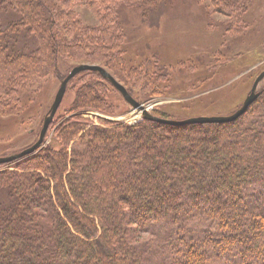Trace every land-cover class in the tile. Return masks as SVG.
<instances>
[{
    "label": "trees",
    "instance_id": "trees-1",
    "mask_svg": "<svg viewBox=\"0 0 264 264\" xmlns=\"http://www.w3.org/2000/svg\"><path fill=\"white\" fill-rule=\"evenodd\" d=\"M142 1L132 8L143 5L146 17L170 0ZM208 1L237 24L246 13L247 0ZM60 5L64 9L44 0H0V113L10 114L27 90L56 75L62 59L104 63L121 72L127 31L119 11L106 9L101 25L85 29L74 13L81 0H60ZM164 69L145 66L148 84L167 80ZM77 76L91 80L75 100L80 112L58 131L60 150L47 146L11 164L13 170L0 168V264H128L126 249L136 254L138 235L150 231L153 222L171 229L163 241L175 232L181 241L187 233L185 263L175 256L171 264H264V85L231 123L172 127L143 120L92 126L85 112L114 116L103 94L119 92L98 73ZM76 139L83 144L76 141L80 148L69 156ZM162 247L172 257L169 247ZM201 247L206 256L199 260L195 253Z\"/></svg>",
    "mask_w": 264,
    "mask_h": 264
},
{
    "label": "rangeland",
    "instance_id": "rangeland-1",
    "mask_svg": "<svg viewBox=\"0 0 264 264\" xmlns=\"http://www.w3.org/2000/svg\"><path fill=\"white\" fill-rule=\"evenodd\" d=\"M44 1L61 8L60 0ZM202 1L204 6L201 8L196 0H170L145 17L142 14L143 5L132 8L133 5L143 3L142 0L129 3L125 0H81V5L75 8L74 13L85 29L101 25L106 9L119 11V23L127 31L125 44L121 45L124 48L123 55H120L121 72L119 75L115 74L104 63L62 59L56 75L40 79L35 87L27 90L21 105L19 102L14 110L7 108L10 114L0 113V158L18 155L38 142L43 122L49 114L61 80L72 68L81 65L104 67L112 75H117L119 83L124 88L127 87L133 93L132 98L149 113L153 115L156 110L172 121L227 118L239 111L250 96L255 80L264 72V0H247L244 18L238 22L240 25L214 11L208 0ZM90 48L91 46L87 52ZM113 59L114 56L110 57V62L114 64ZM156 64H161L165 68L164 76H169L167 80L164 77L148 84L149 77L144 74L145 66L153 67ZM88 80L91 79L81 80L78 76L71 80L54 122L48 127L44 142L31 156L47 146L60 150L58 131L73 113L80 112L74 108L75 100ZM263 85L264 81L257 92ZM103 99L114 109L115 115L84 111L83 117L92 126H105V122L129 125L144 120L142 113L127 104L119 93L110 95V91H107L103 94ZM76 141L83 144L78 139L71 142L68 147V152H71L69 156L80 148ZM11 164L0 165V168L13 170ZM37 171L44 176V172ZM63 182L65 183V179ZM159 225L161 224L153 222L149 226L150 231L144 230V234L141 232L138 235L142 238H137L136 254L126 249V256L123 258L128 264H146V261L160 264L158 261L165 258H171L168 262L171 264L175 263V256L180 257L179 263H185L187 250L183 251V247L186 248L188 244L186 242L189 238L184 236L187 233L182 235L185 243L182 239L178 241V232L174 233L173 239L163 241L166 230L171 229L169 226L162 228ZM104 238L110 245L105 235ZM123 240L127 247H132L127 238ZM163 243L166 248L169 247V255L172 257L165 254ZM110 247L116 248V245L112 244ZM123 250L122 247V256ZM205 253L206 250L201 247L195 254L200 260L206 256ZM95 255L94 253V257H97Z\"/></svg>",
    "mask_w": 264,
    "mask_h": 264
},
{
    "label": "water",
    "instance_id": "water-1",
    "mask_svg": "<svg viewBox=\"0 0 264 264\" xmlns=\"http://www.w3.org/2000/svg\"><path fill=\"white\" fill-rule=\"evenodd\" d=\"M83 72H93V73H98L101 75L103 79L108 81L117 92L123 97L124 101L131 105L133 108L136 110L140 111L142 113L143 119L151 122H156L159 124H164L172 127H181L184 125H195V124H225V123H231L237 120L240 116H242L247 109L254 103V101L257 99L258 94H257V89L259 85L261 84L262 81H264V72L261 73L257 79L255 80L253 87H252V92L250 96L246 99L243 107L237 111L235 114H233L230 117L227 118H202V119H190V120H185L181 122H176L172 120H164L157 118L153 116L151 113L147 111L145 107H143L141 104H139L136 100L132 98V96L128 93L126 88L122 86L119 82H117L112 75H110L106 70L101 68L100 66H91V65H81L78 67H75L69 75L62 81L59 90L57 91V94L54 98L53 104L51 106V109L49 111L48 116L44 120L43 128L40 134V138L36 144H34L31 148L24 150L18 155L7 157V158H0V165L4 164H11L13 162H16L28 155H31L34 153L42 143L44 142V138L46 136V133L48 131V127L50 123L53 121L57 111L59 110L62 101L65 97L66 90L68 84L71 82L72 79H74L78 74L83 73Z\"/></svg>",
    "mask_w": 264,
    "mask_h": 264
},
{
    "label": "bare ground",
    "instance_id": "bare-ground-1",
    "mask_svg": "<svg viewBox=\"0 0 264 264\" xmlns=\"http://www.w3.org/2000/svg\"><path fill=\"white\" fill-rule=\"evenodd\" d=\"M151 109H152V108L150 107L149 110H151ZM40 147H41V146H40ZM38 149H39V148H38ZM38 149H37L35 152H37ZM35 152H34V153H35ZM32 154H33V153H32ZM29 156H31V155H28V156H26V157H24V158H27V157H29ZM24 158H22V159H24ZM20 160H21V159H20Z\"/></svg>",
    "mask_w": 264,
    "mask_h": 264
}]
</instances>
